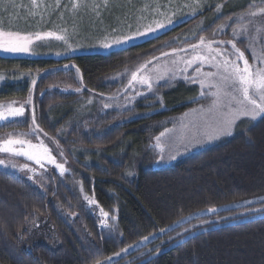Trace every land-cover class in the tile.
<instances>
[{
    "label": "trees",
    "instance_id": "16d2710c",
    "mask_svg": "<svg viewBox=\"0 0 264 264\" xmlns=\"http://www.w3.org/2000/svg\"><path fill=\"white\" fill-rule=\"evenodd\" d=\"M11 2L14 7L6 13L0 7L5 28L30 32L29 26H36L28 14L30 0ZM215 7L199 9L163 34L109 54L61 60L0 57V74L9 77L0 83V101H24L31 95L26 117L15 126L0 127V134L29 130L34 110L44 132L59 140L77 180L72 184L55 174L34 185L0 167V264L102 263L149 233L174 225L181 216L264 196V122L165 167L152 168L143 161L137 177L128 179L126 170L143 154L145 144L167 129L164 120L196 105L189 102L194 91L160 87L163 107L145 93L126 110L102 113L99 109L134 95L131 88L124 89L139 65L194 43L176 39L203 16L214 15ZM236 13L223 11L206 23L197 38L216 39L213 32ZM138 89L143 91L141 86ZM93 102L99 105L95 110ZM147 131L151 134L146 136ZM80 192L94 198L97 209ZM100 208L109 212L112 230L101 226ZM37 229L51 232L53 240L38 238ZM141 264H264V217L200 231Z\"/></svg>",
    "mask_w": 264,
    "mask_h": 264
},
{
    "label": "snow or ice",
    "instance_id": "6c2138e0",
    "mask_svg": "<svg viewBox=\"0 0 264 264\" xmlns=\"http://www.w3.org/2000/svg\"><path fill=\"white\" fill-rule=\"evenodd\" d=\"M30 2L32 10L28 14L30 16L39 14L36 9L41 6L43 0H40L39 3L38 0H30ZM204 3L205 0H191L190 3H185L179 7L189 8L191 10L190 14L194 16L199 9H202ZM70 4L71 8L69 11L77 12L81 7H85L90 8L99 17V9L102 7L108 8L110 0H100V2H96V0H70ZM169 5H171V0H169ZM55 6L57 8L60 7V0H55ZM223 6V4H217L215 7L216 12L220 13ZM0 7L6 13L8 8L14 7V4L11 0H0ZM148 8L149 5L146 4L142 11ZM152 11L159 12V6L153 8ZM159 15L165 17L166 23L165 20H154L152 24L137 27L135 31H129L126 34L115 36L106 35L100 47L104 49L119 47L140 37L147 36L150 33H155L159 29H163L173 23L172 16L175 15V12L172 13V16L166 15L165 12H159ZM143 18L140 17V19ZM257 18H260L264 22V0H260L259 5L255 0H252L246 10L234 17L228 16L226 23L218 26L213 32V37L218 33H224L225 28L231 26L228 23L230 21L236 25L232 28V39L223 41L215 38L208 39L201 35L198 37L196 43H190L186 48H173L170 53L163 52L161 54L162 56L172 57L170 62L160 65V58L154 57L153 59L157 61V65H154L151 70H149V65L153 63L152 60L139 65L135 71H131L128 86L124 89L125 92H128L131 88L134 93L131 97H125L127 103H132L133 99L137 96H144L145 93H151L163 107V97L159 94V88L174 86L182 78L187 83H198L200 92L197 97L191 99V103L198 104L199 107L190 109L189 112L184 113L180 117L182 134L178 137V140L181 143L187 139L188 143L193 146H203L204 144L213 143L225 137H231L238 129L241 132L251 131V127L255 126V122H264V40H261V54H257L253 47L256 38L251 36L249 30V26H252L257 33L261 32V28L256 27ZM245 20H247V23H245ZM128 28L131 29V25H128ZM116 31L115 28L112 29L113 33ZM66 33V29H63L61 33L55 31L22 33L19 30H13L11 27L6 29L3 20H0V52L14 55H35L33 45L37 41H45L49 38L62 41L68 45L69 49L74 51L71 48V44H69ZM244 40H248L253 60L256 61L255 64H251L245 56V52L237 46L238 42H244ZM226 45H230L231 48L224 47ZM189 50L191 51L190 56L179 55V53L187 54ZM194 65L196 67L193 68ZM205 66H207L208 70H204ZM68 67L69 65H65V68ZM190 68L193 69L192 74L188 73ZM77 72H79V69H77ZM4 79V75L0 74V81ZM35 83L36 81L33 79V86H35ZM136 84L140 85L143 91L135 88ZM75 91L80 92L81 88H77ZM109 99H115V97H110ZM201 100L207 101V103L202 104L200 103ZM89 103H91L90 100ZM127 103L122 107H127ZM25 104H31V95L23 102L13 100L8 103H0V127L15 126L20 123L21 121L18 118L25 116ZM110 106L109 104L104 105L105 108ZM189 116L193 118L188 123H184V120ZM242 123H247L250 126L240 129ZM171 132H173V129H165L164 132H161L159 136L155 137V147L160 149L158 162L172 161L182 154L179 148H176L174 152H169L168 161H165V148L160 141L162 137ZM41 134H43V137L49 143L54 145V148L49 147V143H46L45 139L41 138ZM32 138L37 142L33 143ZM184 147L185 151H187V145ZM54 150L57 155L64 156L59 140L44 132L37 123L35 111L33 110L27 132L13 131L0 137V153L6 154L5 158H0V167L35 173L36 168L28 163L31 161L34 165H38L40 169L45 171H47L46 165H53L55 169L59 170L60 175H64L68 171L65 168L67 161L65 160L63 163L58 162L56 155H53ZM17 157H23L25 162L18 164L15 159ZM132 174L131 172L127 173V175ZM29 178L31 179V177ZM84 200L89 205L98 207L94 198L85 195ZM257 201L264 205V196H258L255 200H246L244 203L252 205ZM99 212L102 217L100 220L101 226L112 230L115 225L110 226L108 224L109 212L104 211L103 208H100ZM217 212L218 209L216 207L200 209L197 213H189L188 216H181L175 223H179L181 220H190L193 217L201 218V214L204 213ZM250 213H256L264 217V207L251 208L249 212L241 215L247 216ZM111 219L114 222L116 217L113 215ZM208 223H210L209 220H202V224ZM170 231H174L172 225H169L168 228L158 229L159 234ZM188 231L190 230L185 229V232ZM156 235L157 233L151 232L148 236L142 237L141 241L135 245H129L121 251L127 253L130 248H138L144 241H148L149 237ZM181 237H183V234L177 233L176 238ZM170 239L173 238L170 237ZM149 251L151 252L152 250ZM155 251L159 252V248ZM115 255L119 256L120 253H116ZM111 259V257L107 258V264H111ZM96 264H101V261H97Z\"/></svg>",
    "mask_w": 264,
    "mask_h": 264
},
{
    "label": "rangeland",
    "instance_id": "374dc122",
    "mask_svg": "<svg viewBox=\"0 0 264 264\" xmlns=\"http://www.w3.org/2000/svg\"><path fill=\"white\" fill-rule=\"evenodd\" d=\"M47 1L50 4H46ZM225 1V2H224ZM40 0H38V3ZM96 2H100V0H96ZM223 3V7L221 9L220 13H217L215 10L214 15L208 14L207 16H203L201 20L196 23L194 26L186 30L182 36H179L176 40H190L193 39L194 43L197 42L198 34L202 32V29L206 26L207 22H212L213 19L218 18L222 15L223 11L225 12H237L233 15L236 16L247 9L248 5L252 2V0H205L204 6L201 10L206 9L207 7L216 6L217 4ZM255 2L259 5L260 0H255ZM183 0H171V5H169V0H110V4L108 8H101L100 16L97 17L94 12L91 11L90 8L81 7L77 12L69 11L71 8L70 0H60V7L55 6V0H45L43 4L38 9L42 10L41 12H38L39 14L35 16H30V19H32L33 22H36V26L30 25L29 27L30 32H47V31H55L57 33H61L63 29L67 30V37L69 40V44H71V48L74 49L71 50L68 48V45L64 44L62 41H57L53 38H49L45 41H37L33 45V50L35 51V55H28V54H8L4 52H0V57L4 58H24L29 60H35V59H42V58H51L55 60H61L64 58H69L81 54H89V53H98V54H109L114 51H119L125 48H128L133 45L140 44L142 42L148 41L152 38H155L164 32L174 28L175 26L179 25L181 22L186 21L187 19H191L192 15L190 12H187V10L191 11L189 8H180V5L185 4ZM149 5V8L147 10L142 11L144 8V5ZM67 5V7H65ZM159 6V12H165L166 15L172 16V13L175 12V15L172 16L173 23L170 25H167L163 29H159L155 33H150L147 36L140 37L136 40H133L129 42L128 44L121 45L119 47H113L111 49H104L100 47V44L104 41V38L106 35H122L126 34L129 31H135L137 27H143L147 26L149 24H152L154 20H165L164 16L159 15V12H153L152 9ZM49 7V8H46ZM141 7V8H140ZM226 7V10H225ZM36 9V10H38ZM136 10V11H135ZM238 10V11H237ZM45 14L54 15L53 17H48ZM140 17H144L143 19H140ZM166 23V20H165ZM232 26V22H228ZM245 23H247V20H245ZM30 24V23H28ZM234 24V23H233ZM128 25H131V29L128 28ZM227 27L224 30V33H218L217 40H223L227 41L229 39H232V28L233 27ZM236 26V25H235ZM234 26V27H235ZM256 27L261 28V32L257 33L252 26H249V30L252 37L256 38V42L253 45L255 48V51L257 54H261L262 51V45L261 40H264V22L260 20V18H257V25ZM115 28L117 31L115 33L112 32V29ZM222 35V37H220ZM237 46L245 52V56L249 59V62L251 64H255L256 61L253 60L252 52L249 49V43L248 40H244V42H238ZM187 45L182 46L181 48H186ZM215 47V45H214ZM224 47L231 48L230 45H226ZM59 53V55H57ZM170 53V52H169ZM181 56H190L191 51L186 53H179ZM159 64L163 65L166 62H170L172 57H159ZM154 65H157V61L153 60V63L149 65V70L153 68ZM196 67V65L193 66V68ZM204 70H208L207 66H205ZM189 74L193 73V69L190 68L188 70ZM9 77H5L4 80L0 81V83H3L4 81H8ZM11 81V79H10ZM180 86H183V88L187 90L194 91L193 97H197L200 92V86L198 83H187L182 78L179 79L174 86H172V91H177ZM140 87V85L137 84V89ZM192 97V98H193ZM13 100H7V101H0V103H8ZM18 102H23L20 99L15 100ZM25 101V100H24ZM135 101V98L133 99L132 103H127L126 99L123 103L112 105L111 103H105L111 105L108 108H105L103 104L99 109L102 113H108L111 111H122L129 108V106L133 105ZM191 102V100L189 101ZM96 102L92 103V108H95L99 106L98 104H95ZM127 103V107H122ZM200 103L206 104L207 101L201 100ZM84 106L87 105L85 103H80L78 106ZM18 106V105H17ZM27 106L28 104H25V116L23 118H18L20 121L23 120L27 115ZM77 106V107H78ZM199 107L198 104L191 107L197 108ZM98 108V107H97ZM90 109V108H89ZM186 110L181 113L179 116H172L169 118H166L164 120V125H166L167 129H173V132L166 134L164 137L161 138V144L165 148V161H168V154L169 152H174L176 148H179L181 155L177 156L175 160L168 161V162H158L159 155H160V149L155 147L156 140L154 139L153 142H150L149 145L145 144V149L143 148V154L141 156L137 157V161L134 163V165L129 166L126 170V177L128 179H134L137 177V167L139 164L143 163V161L149 162L152 168H161L168 166L172 164L173 162L183 159L187 157L190 154L196 153L202 149L208 148L213 145H217L219 143H222L231 137H233L235 134L241 132L239 129L236 131V133L231 137H225L221 140L215 141L213 143L204 144L203 146H193L192 144H189L187 139L184 140L183 143H181L178 140V137L182 134L181 128H180V117L183 116L184 113L189 112V110ZM193 117L189 116L184 120V123H188L190 119ZM247 123H242L240 125V129H244L249 127ZM28 131V130H27ZM25 131V132H27ZM164 132V131H163ZM6 134V133H5ZM5 134H0V137H3ZM149 131L146 132L144 135H150ZM160 135V134H159ZM158 135V136H159ZM42 139H45L46 143H49L45 137H42ZM33 139V143H36L37 141ZM148 139V138H147ZM147 143V140L144 141ZM185 145H187V151H185ZM49 147L54 148V145L49 143ZM141 152V151H140ZM53 155H56L57 161L63 163L65 160L67 163L65 164V168L68 169V171L64 175H60L59 170L55 169L53 165H46L47 171L42 170L39 168L38 165H34L33 162L29 161L28 163L30 165H33L36 168V172H28V171H19L18 169H9V173L13 174L14 176L26 180L31 184L34 185H41L44 178L48 175H57L63 180H71L73 182H70L74 184L77 182L76 177L74 175V172L72 171L73 168L71 166L70 160L66 157L65 153L64 156L61 157L57 155L56 151H53ZM6 154L0 153V158H5ZM16 162L24 163L25 160L23 157H17L15 158ZM133 173L132 175H127V173ZM31 177V179L29 178ZM43 179V180H42ZM77 188H79V184L75 185ZM81 198H84V194L80 192ZM255 200V198L250 199ZM94 206V205H91ZM95 207V206H94ZM264 207L260 202H255L252 205L245 204L244 201L237 202L231 205L223 206L221 208H218L217 213H204L201 214V218H195L193 217L190 220H181L179 223H175L172 225L174 227V231L166 232L164 234L157 233L156 236L149 237L148 241H144L140 246L130 248L127 253H123L122 251L119 252V256H112L111 258V264H141L145 261H148L152 258H155L159 255H161L163 252L169 250L173 246L177 245L178 243H181L185 241L187 238L195 235L196 233H199L200 231H204L207 229H211L218 226H227L231 224H238L243 223L246 221L262 218L259 214L256 213H250L249 215H241L243 213L249 212V209L251 208H261ZM96 208V207H95ZM97 209V208H96ZM99 212V211H98ZM215 214H219L218 216H215ZM228 218V219H224ZM202 220H209L210 223L208 224H202ZM186 223V226L179 227L180 225H183ZM198 226V227H194ZM185 229H189L190 231L185 232ZM36 236L44 241V239L53 240L51 232H47L43 230H35ZM177 233H182L183 237L176 238ZM45 237V238H44ZM172 237L173 239H170ZM135 245V244H134ZM159 248V252H156L155 250ZM149 250H152L151 252ZM101 264H107V260L102 262Z\"/></svg>",
    "mask_w": 264,
    "mask_h": 264
},
{
    "label": "water",
    "instance_id": "95a60500",
    "mask_svg": "<svg viewBox=\"0 0 264 264\" xmlns=\"http://www.w3.org/2000/svg\"><path fill=\"white\" fill-rule=\"evenodd\" d=\"M72 67L71 66H69L68 68H65V69H71Z\"/></svg>",
    "mask_w": 264,
    "mask_h": 264
}]
</instances>
